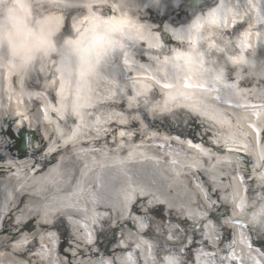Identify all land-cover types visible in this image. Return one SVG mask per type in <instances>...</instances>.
I'll list each match as a JSON object with an SVG mask.
<instances>
[{"label": "bare ground", "instance_id": "1", "mask_svg": "<svg viewBox=\"0 0 264 264\" xmlns=\"http://www.w3.org/2000/svg\"><path fill=\"white\" fill-rule=\"evenodd\" d=\"M180 1L188 7L191 0H31L32 18L45 33L42 54L24 72L0 56V163L9 165L0 168V264H63L66 222L56 225L63 216L71 222L66 223L69 238L81 247L72 255L76 264H102L106 257L128 253L138 264L140 255L146 260L153 254L144 245H155L159 257L169 247L180 250L187 239L197 252L185 249L184 263L196 258L200 264H225L220 234L231 225L238 228H230L237 259L231 264H264V222L248 225L246 215L237 214L241 200L246 207L264 204V0H224L219 12L194 18ZM96 14L112 23L101 42L102 63L86 66L83 87L91 103L77 116L65 103L81 83L63 79L65 73L71 76L74 61L65 63L59 45L64 37H76L71 27L81 28L85 17ZM162 21L190 25L178 37L181 44L155 27ZM197 23L201 27H194ZM150 89L157 104L149 114L144 97ZM96 115L102 121H95ZM23 119L44 133L49 152H55L51 158L39 157L34 146L47 143L42 135L31 142L36 137ZM16 122L24 128L10 133L9 142L4 127ZM207 127L221 133L226 146L242 151L213 146ZM21 131L27 147L18 152L12 143ZM154 146L164 147L165 155ZM163 207L171 218L192 219L195 233L185 231L177 245L161 241L152 229L178 235L176 220L158 215ZM205 207L208 214L202 217ZM222 212L226 217L216 215ZM231 217L248 226L232 223ZM140 226L148 230L141 233ZM98 227H110L119 237L110 240ZM91 231L106 244L88 243ZM204 231L219 257L210 256L215 250L197 236Z\"/></svg>", "mask_w": 264, "mask_h": 264}, {"label": "clouds", "instance_id": "2", "mask_svg": "<svg viewBox=\"0 0 264 264\" xmlns=\"http://www.w3.org/2000/svg\"><path fill=\"white\" fill-rule=\"evenodd\" d=\"M111 23V17H104L99 14L91 18L85 17L81 22L82 27L75 30L76 37H64L59 45V54L65 63L74 61V65L71 63V76L65 73L63 79L71 80L73 84L77 80L81 83V87L76 90L75 97L66 100L65 107L72 111L73 106L78 104L80 106L79 115L80 111L91 103V97L85 95L86 90L83 87L86 66L92 62L97 65L102 63L105 50L101 42L104 37L109 35L106 29ZM100 33H104V36H101ZM44 36L42 24L32 18L31 0H0V56H7L12 68L21 72L27 71L31 61L37 55L42 54V49L38 48V45ZM116 38L121 39L118 34ZM69 52L72 54L68 55ZM77 64H79L78 71ZM219 75L223 76V72ZM72 134L70 135L72 136ZM249 208H255V211L250 213ZM262 208H264V204L251 205L247 206L244 212H241L237 207V214L246 215L248 225H258L264 222V213H261ZM144 246L147 247V245ZM152 249L153 254L145 260V264H184L181 250L169 247V250L156 257L154 254L155 245L152 246ZM152 257L155 259L153 260ZM49 264H55V261L50 260ZM102 264H114V261L109 258L105 259ZM120 264H131L127 254L121 257Z\"/></svg>", "mask_w": 264, "mask_h": 264}, {"label": "rangeland", "instance_id": "3", "mask_svg": "<svg viewBox=\"0 0 264 264\" xmlns=\"http://www.w3.org/2000/svg\"><path fill=\"white\" fill-rule=\"evenodd\" d=\"M184 3H185V1H180V6H182V8H184V9H188L187 7H185L186 5ZM69 26H70V24H69ZM146 106H147V104L145 105V111H146ZM194 121L197 122V123H200V120H198V119L197 120L194 119ZM17 124L18 123L16 122V123H12L11 125H6L4 127V131L6 133L4 136L8 139L9 142H11L10 137H9V134L10 133H13V134L15 133V135H16V126H17ZM17 135L20 137V134H17ZM127 135H130L131 136L132 134L129 133ZM35 137L37 139H39L38 133L35 134ZM15 143L16 142L14 141L12 143V145L15 144ZM227 212H228V210H227ZM216 215L219 216V217H223V218L226 217L225 212L217 213ZM149 217L152 218L154 216H149ZM136 220L140 222V217L136 218ZM230 228L238 229L236 225H231L229 227V229L225 230V233L223 234V238H224V241H225L224 244H225L226 247H229L231 245L232 238H233V232L230 231ZM98 231L101 234H103L105 237H107L108 239H110V240H112V238L118 236L117 235L118 232L117 233H113V234L110 233L111 232L110 231V227L99 228ZM90 233H91V241H93V237H95V232L94 231H91ZM63 234H64V237L61 240V241L64 242V245L62 247V253H63V255H62V263L63 264H76V260L73 259V256L72 255H74L76 253V249H79L81 247L79 245H77L74 241H72L69 238V236H68L69 229H68V227H66V225L63 228ZM56 235L57 234L54 233V236H56ZM261 237L262 236H255L256 239H260ZM262 238L264 239V237H262ZM103 243H104L103 242V239H100V244L103 245ZM111 245H112V242L110 241L108 243L107 247L110 248Z\"/></svg>", "mask_w": 264, "mask_h": 264}, {"label": "snow or ice", "instance_id": "4", "mask_svg": "<svg viewBox=\"0 0 264 264\" xmlns=\"http://www.w3.org/2000/svg\"><path fill=\"white\" fill-rule=\"evenodd\" d=\"M213 22H214V21H213ZM194 27L199 28V27H201V25H200L199 23H197ZM247 35H248V34L246 33L245 36H247ZM45 43H46V42H45L44 40H41V41H40V44L38 45V48L42 47ZM180 56H181V54H177V56H176L175 58H176V59H179ZM185 59H187V61H188L189 64L192 63V59H191L190 56H186ZM221 78H222L221 75H217V76L215 77L216 80H220ZM163 86L166 87V88H171V87H172L171 84H165V85H163ZM187 87H191V85H187ZM137 94H139V93H137ZM168 99H170V100H171V99H175V97L170 96V97H168ZM147 102H148V101L145 100V103H147ZM79 107H80V106L77 104V105H74V106H73V109H72L73 113H75L77 116L79 115ZM61 110H63V106H62V109H61ZM257 115H259V114L257 113ZM253 127H255V126L253 125ZM257 131H259V129H257ZM75 134H76V133L73 132L72 137H70V138H74V137H75ZM123 134H124V133H121V135H123ZM194 146H195V147H199L198 145H194ZM202 151H203V150H202ZM205 154H207V153H205ZM260 159H261V160H264V151H262V152L260 153ZM241 179H243V178H241ZM237 207L239 208V210H240L241 212H244V210H245V208H246V203H245V201H244V200H241V202L237 205ZM261 213H264V208L261 209ZM230 219H231V222L234 223V224L242 225V226H244V227H247V226H248L247 223H246L245 221L240 220V219H238V218H236V217H231ZM85 227H86V225H85ZM86 235H87L88 243H91V233H87ZM241 236H242V238L246 239V238L243 236V233L241 234ZM136 247H137V248H140V245L137 244ZM147 247H148L149 251H151V249H152V245L148 244ZM127 258H128L129 261H131V264H136V259L133 257V254H132V253H128V254H127ZM152 259L154 260L155 257H152Z\"/></svg>", "mask_w": 264, "mask_h": 264}, {"label": "water", "instance_id": "5", "mask_svg": "<svg viewBox=\"0 0 264 264\" xmlns=\"http://www.w3.org/2000/svg\"><path fill=\"white\" fill-rule=\"evenodd\" d=\"M25 143H26V137L22 136L20 150H22L25 147Z\"/></svg>", "mask_w": 264, "mask_h": 264}]
</instances>
